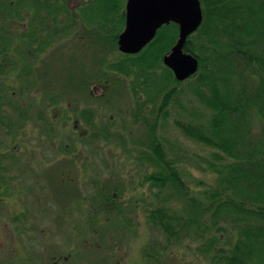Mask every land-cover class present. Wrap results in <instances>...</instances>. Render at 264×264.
Segmentation results:
<instances>
[{
    "label": "rangeland",
    "instance_id": "rangeland-1",
    "mask_svg": "<svg viewBox=\"0 0 264 264\" xmlns=\"http://www.w3.org/2000/svg\"><path fill=\"white\" fill-rule=\"evenodd\" d=\"M75 33L50 45V52L53 47L57 52L44 53L43 72L50 73L30 79L40 89L17 97L23 105L28 102L26 118L12 106L7 113V131L0 139V264H157L145 257L144 250L163 236L147 218L148 210L161 204V196L156 187L140 184L144 173L155 166L137 162L136 152L126 149L142 130L131 117L135 99L128 79L113 83L102 72L107 64L97 62L117 60L124 53L118 39L117 49L102 54L87 31ZM69 74L82 82L69 83ZM12 82L16 87L15 75ZM58 85L59 102L45 109L46 90L52 94ZM180 87L160 121L159 134L169 156L179 160L194 194L202 196L216 179L208 165L214 148L186 135L177 122H204L210 111L188 82ZM17 98L14 94L11 101ZM88 109L94 112L98 128L109 124L128 144L89 138L98 128L81 117ZM111 185L123 193L121 215L120 207L99 209L98 192ZM170 199L176 214L184 215L185 202L173 195ZM124 220L132 224L127 226ZM228 234L230 230L225 237ZM191 243L187 240L171 248L161 264H209Z\"/></svg>",
    "mask_w": 264,
    "mask_h": 264
},
{
    "label": "trees",
    "instance_id": "trees-1",
    "mask_svg": "<svg viewBox=\"0 0 264 264\" xmlns=\"http://www.w3.org/2000/svg\"><path fill=\"white\" fill-rule=\"evenodd\" d=\"M83 1L70 7L62 0L61 38L83 30L94 37L96 51L99 48L103 54L117 49L125 26L122 0ZM200 1L203 20L185 46L198 57L200 65L186 80H178L163 62L177 40L173 24L161 26L140 52L97 62L107 64L102 72L113 83L114 79H128L135 99L131 117L142 130L132 138L133 146L126 149L136 152L137 162L155 166L144 173L140 184L158 189L161 204L150 208L147 218L163 236L145 248V257L161 264L171 248L189 240L198 257L209 260V264H264V0ZM70 75L69 83L82 82ZM185 82L210 111L207 121L177 122L186 135L214 148L208 165L216 179L202 196L194 194L179 160L169 156L159 134L160 121ZM81 114L91 128H98L92 110ZM91 136L119 141L124 147L128 144L109 124ZM98 194L101 211L120 207L122 214L119 186L111 185ZM171 195L185 202L184 215L176 214ZM124 221L127 226L132 224Z\"/></svg>",
    "mask_w": 264,
    "mask_h": 264
},
{
    "label": "flooded vegetation",
    "instance_id": "flooded-vegetation-1",
    "mask_svg": "<svg viewBox=\"0 0 264 264\" xmlns=\"http://www.w3.org/2000/svg\"><path fill=\"white\" fill-rule=\"evenodd\" d=\"M67 1L70 7H75L77 4V0ZM127 1L125 0L124 3L122 0V4H125V10ZM61 2L62 0H0V6L4 7V9L0 8V12L3 10L0 18V111L3 113H1L2 118L0 117L3 119V122L0 121V129H2L0 139L3 138L1 133L7 131L6 127H8L10 118L7 113L11 106L14 111L20 109L22 112L19 111V113H22L24 119L26 118L25 112L28 110V102L23 105L24 103L21 104L17 97L24 98L30 90L40 89V86L37 87L35 81L32 82L30 79L50 73L49 69L43 72L46 55L44 53L58 51L53 47L50 52L49 47L61 39L59 16ZM168 24H173L171 26L177 30L176 37L178 40L179 24L174 21ZM21 25L24 26V29L18 31ZM115 26L119 25L110 24V27ZM14 75L16 87H13L12 84ZM18 84L20 85L18 86ZM59 89V85L54 87L52 94L48 93L51 89L46 90L45 94H47L49 104L46 103L47 108L45 107V109H51L54 104L59 102L60 97L57 95ZM14 94L17 99L11 101ZM50 95L53 97L51 98ZM14 102L17 103L14 104ZM76 127H78V121L75 123ZM83 134H85L84 137L87 136L86 131H83ZM88 137L91 138L92 136L89 135Z\"/></svg>",
    "mask_w": 264,
    "mask_h": 264
},
{
    "label": "water",
    "instance_id": "water-1",
    "mask_svg": "<svg viewBox=\"0 0 264 264\" xmlns=\"http://www.w3.org/2000/svg\"><path fill=\"white\" fill-rule=\"evenodd\" d=\"M203 11L200 0H128L126 24L119 35V50L127 54L140 52L164 24L174 21L179 24V38L163 57L175 77L186 80L199 69V59L186 51L190 34L200 26Z\"/></svg>",
    "mask_w": 264,
    "mask_h": 264
}]
</instances>
